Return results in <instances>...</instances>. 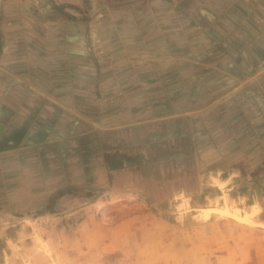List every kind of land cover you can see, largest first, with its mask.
<instances>
[{
    "label": "crops",
    "instance_id": "1",
    "mask_svg": "<svg viewBox=\"0 0 264 264\" xmlns=\"http://www.w3.org/2000/svg\"><path fill=\"white\" fill-rule=\"evenodd\" d=\"M224 182L264 200V0H0V213Z\"/></svg>",
    "mask_w": 264,
    "mask_h": 264
},
{
    "label": "rangeland",
    "instance_id": "2",
    "mask_svg": "<svg viewBox=\"0 0 264 264\" xmlns=\"http://www.w3.org/2000/svg\"><path fill=\"white\" fill-rule=\"evenodd\" d=\"M215 188L206 201L183 190L116 195L72 214L0 213V264H264V200Z\"/></svg>",
    "mask_w": 264,
    "mask_h": 264
},
{
    "label": "bare ground",
    "instance_id": "3",
    "mask_svg": "<svg viewBox=\"0 0 264 264\" xmlns=\"http://www.w3.org/2000/svg\"><path fill=\"white\" fill-rule=\"evenodd\" d=\"M215 208V207H214ZM214 211H220L221 213H225L226 215H230V216H232L233 218H235L236 220H243V221H250L249 219V216L247 215H245V216H240V215H237V214H235V213H233V212H231L230 210H221V209H218V208H215V209H213Z\"/></svg>",
    "mask_w": 264,
    "mask_h": 264
}]
</instances>
